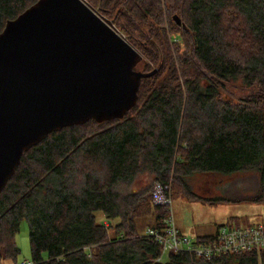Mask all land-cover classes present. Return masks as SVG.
Here are the masks:
<instances>
[{
    "label": "trees",
    "instance_id": "trees-1",
    "mask_svg": "<svg viewBox=\"0 0 264 264\" xmlns=\"http://www.w3.org/2000/svg\"><path fill=\"white\" fill-rule=\"evenodd\" d=\"M36 1L0 0V32ZM83 1L142 56L135 70L157 72L121 120L60 129L23 153L0 194V262L16 264L25 220L32 264H264V249L205 261L145 234L170 213L154 190L171 199L194 173H257L253 198L203 201L264 203V0Z\"/></svg>",
    "mask_w": 264,
    "mask_h": 264
},
{
    "label": "water",
    "instance_id": "water-1",
    "mask_svg": "<svg viewBox=\"0 0 264 264\" xmlns=\"http://www.w3.org/2000/svg\"><path fill=\"white\" fill-rule=\"evenodd\" d=\"M141 59L83 0H37L8 21L0 32V194L23 153L49 134L121 120L141 80L157 72L135 70Z\"/></svg>",
    "mask_w": 264,
    "mask_h": 264
},
{
    "label": "rangeland",
    "instance_id": "rangeland-1",
    "mask_svg": "<svg viewBox=\"0 0 264 264\" xmlns=\"http://www.w3.org/2000/svg\"><path fill=\"white\" fill-rule=\"evenodd\" d=\"M91 10L98 15L97 7L95 9L91 8ZM111 27L118 32L114 25ZM118 33L119 35L121 34L120 31ZM148 178L147 176H141L137 179L130 188L132 194L143 190L149 182ZM187 178L188 190L178 195L173 193L170 204L167 205L170 216L173 218L174 227L181 236L189 240H196L204 236L213 235L222 226H264V203L240 201L214 206L203 201L211 200L215 197L227 200L253 198L258 192V188H260V179L257 173L212 176L194 173ZM153 193L154 196H165L164 192L158 189H155ZM95 217L98 223H108L104 221L105 218L101 212L95 213ZM151 218L152 216H147L145 222L151 223ZM142 224L144 222L139 223L138 227L141 232H144L145 226H142ZM111 232L109 233L111 234ZM28 238V225L24 220L20 223L19 231L14 238L15 245L20 251L16 264L31 261V249ZM165 258L166 255L163 256L162 261H165ZM0 264L12 263L5 261L0 262Z\"/></svg>",
    "mask_w": 264,
    "mask_h": 264
},
{
    "label": "built area",
    "instance_id": "built-area-1",
    "mask_svg": "<svg viewBox=\"0 0 264 264\" xmlns=\"http://www.w3.org/2000/svg\"><path fill=\"white\" fill-rule=\"evenodd\" d=\"M153 204L167 206L170 204V198L161 195L154 196ZM166 219L163 232L151 229L145 232L147 236L152 237L155 242L161 245L162 253H179L184 250L208 261L216 256L264 249V226L262 225L254 227L222 226L218 229L214 242L196 244L195 240H189L177 232L170 213ZM21 264H32V262L24 261Z\"/></svg>",
    "mask_w": 264,
    "mask_h": 264
}]
</instances>
